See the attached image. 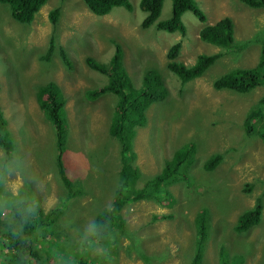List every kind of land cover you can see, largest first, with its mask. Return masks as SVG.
<instances>
[{
  "label": "rangeland",
  "instance_id": "obj_1",
  "mask_svg": "<svg viewBox=\"0 0 264 264\" xmlns=\"http://www.w3.org/2000/svg\"><path fill=\"white\" fill-rule=\"evenodd\" d=\"M196 1L206 14L204 23L231 17L234 39L247 45L238 52L237 47L232 51L203 42L198 36L203 23L189 11L181 16L185 35L167 33L154 24L143 26L146 13L139 0H130L131 10L117 6L103 15L93 13L84 0H47L27 24L13 21L0 3V110L10 122L14 145L9 163L0 166L5 190L0 211L7 202L5 193L16 194L28 182L39 193L44 214L54 206L63 208L58 217L62 220L54 222L55 237L45 233L36 240L45 263L59 264L65 255L75 262L82 257L85 264H192L195 217L206 209L210 233L195 264H221L222 250L230 264H264V141L243 129L244 115L264 95V84L242 95L212 85L230 69L257 63L264 8L241 0ZM170 7L171 0H164L159 20L170 16ZM51 9L58 10L55 23L48 15ZM177 42L181 46L176 58L183 63H191L202 52L218 54L212 66L184 85L165 66L169 47ZM116 45L135 87L151 69L168 90L163 100L146 110L145 124L136 128L132 142L140 179L157 174L181 143L194 141L197 151L187 179L166 187L171 197L164 196L162 202L126 198L121 203L123 229L114 227L108 239L115 238L116 243L101 250L102 245L87 247L88 222L96 212L113 206L120 144L108 135L116 96L105 88L108 77L91 69L88 61H107ZM51 80L65 98L69 130L60 160L77 188L72 202L58 179L54 128L36 101V86ZM215 153L221 155L219 163L204 168ZM3 154L0 147V157ZM256 201L262 207L259 223L245 232L234 231L238 215ZM8 222L1 216L0 225ZM6 253L0 248V264L9 263Z\"/></svg>",
  "mask_w": 264,
  "mask_h": 264
},
{
  "label": "trees",
  "instance_id": "obj_2",
  "mask_svg": "<svg viewBox=\"0 0 264 264\" xmlns=\"http://www.w3.org/2000/svg\"><path fill=\"white\" fill-rule=\"evenodd\" d=\"M47 0H0L1 4L7 7L8 15L16 23L27 24L32 21L40 7ZM164 0H139V8L146 13L143 26L154 24L157 29L167 33L178 32L186 34V26L182 21V14L191 12L197 21L203 23L198 30L199 38L206 43L214 44L225 49L234 50L237 47L247 45L246 41H236L234 39V22L231 17L223 16L214 23H204L206 14L200 8L196 0H171L170 16L159 20ZM251 7H263L264 0H241ZM87 7L97 15L110 12L114 7L122 6L131 10L130 0H84ZM50 20L55 23L58 17V10L51 9L48 13ZM259 56L257 63L251 68L230 69L218 75L212 82L216 90H229L238 94H246L255 89L256 86L264 84V38L259 42ZM53 42L49 41V51ZM180 43H174L169 47L167 53L166 69L176 76L184 85L190 80L201 76L210 66L213 65L218 54L199 53L191 63H183L176 57L180 49ZM123 52L119 46L111 57L105 62H97L89 59L88 64L91 69L98 71L108 77L105 88L115 94V107L110 118L108 131L111 137L116 138L120 144V156L118 158V182L115 191L113 206L96 212L88 222L89 233L86 236L89 240L88 248L93 245H102L101 250L107 249V245L115 244V238L109 240V236L114 232V227L123 229L124 219L120 216L119 208L126 198L136 199L137 197H151L160 202L166 200L164 196L171 197L166 187L187 179V168L192 164L197 151V143L187 141L181 143L176 148L171 157L166 158L161 170L149 179H140L139 167L135 164L136 153L133 150V138L138 126L146 122V110L151 104L160 102L166 95L167 86L161 81L160 75L155 70H146L143 73L139 87H135L123 63ZM36 101L43 111L46 119L52 124L56 136V146L58 150V179L66 191L69 201L75 200L78 195L77 188L72 184L71 178L65 175L60 155L65 149V135L68 126L66 124V112L64 108L65 98L58 84L54 81H47L38 84L35 88ZM10 122L0 110V147L4 154L0 157L4 167L8 159L14 154L13 141ZM243 129L248 136H256L264 141V95L260 98L255 107H251L244 115ZM30 144L27 149L30 148ZM10 154L7 158L6 156ZM219 153L212 154L204 162V168L212 169L220 161ZM15 161V160H14ZM0 169V197L4 196ZM116 176V179H117ZM139 181L142 184L139 185ZM140 186V187H139ZM32 185L27 183L17 189L16 194L5 193L7 202L4 210L0 211V219L3 216L8 223L0 225V248L5 247L8 264H47L45 256L38 252L36 240L45 233L54 235L56 221L63 213V208L54 206L46 214L43 213L39 194L32 189ZM136 193L135 195H130ZM174 199H170L169 204ZM261 204L256 201L253 206L243 210L237 217L233 226L236 232H245L253 225L259 223L261 218ZM58 215V216H57ZM208 211L201 210L195 217V232L193 234L192 245L195 250L193 262L202 256L204 245L207 242L208 234ZM70 225V223H68ZM76 225V223H75ZM121 233H124L121 231ZM115 236V233L112 237ZM49 242V240H48ZM55 243H58L56 240ZM113 248V247H111ZM53 254L52 250H50ZM47 250V252H50ZM90 251V249H89ZM115 253V250L113 251ZM77 255V252H75ZM85 251L82 255H86ZM223 258L221 264H230L229 255L223 250L220 251ZM59 264H85V259L79 257L75 262L73 258L62 256Z\"/></svg>",
  "mask_w": 264,
  "mask_h": 264
},
{
  "label": "clouds",
  "instance_id": "obj_3",
  "mask_svg": "<svg viewBox=\"0 0 264 264\" xmlns=\"http://www.w3.org/2000/svg\"><path fill=\"white\" fill-rule=\"evenodd\" d=\"M199 36V35H198ZM214 45V44H213ZM208 224V223H207Z\"/></svg>",
  "mask_w": 264,
  "mask_h": 264
}]
</instances>
